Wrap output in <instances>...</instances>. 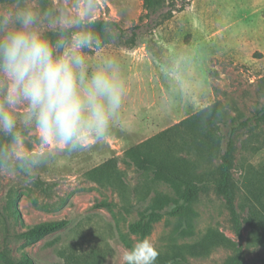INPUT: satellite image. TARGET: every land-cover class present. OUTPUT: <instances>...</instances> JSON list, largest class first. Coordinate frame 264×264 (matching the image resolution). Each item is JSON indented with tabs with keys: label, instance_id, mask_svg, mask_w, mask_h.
<instances>
[{
	"label": "rangeland",
	"instance_id": "obj_1",
	"mask_svg": "<svg viewBox=\"0 0 264 264\" xmlns=\"http://www.w3.org/2000/svg\"><path fill=\"white\" fill-rule=\"evenodd\" d=\"M31 2L60 10L70 9L74 0ZM95 20L114 23L111 42L87 55L90 65L106 56L120 62L127 82L121 120L105 142L74 153L53 148L30 183L0 175V250L7 247L15 257L27 254L34 264H122L123 250L145 237L163 249L196 241L217 228L229 241L187 264H264V247L251 224L255 202L249 186L264 167V0H160L152 8L144 0H97ZM219 99L225 110L223 144L200 174L221 178L220 165L228 153L233 204L209 185L188 214L167 213L148 234H130V224L139 219L143 176L123 161L125 152ZM26 143L29 149L36 147L37 134L28 135ZM112 157L120 159L133 206L85 177ZM37 180L49 190H42ZM157 187L180 198L170 183ZM104 199L114 204L96 207ZM64 218L70 220L65 229L38 242L17 235L23 222Z\"/></svg>",
	"mask_w": 264,
	"mask_h": 264
},
{
	"label": "clouds",
	"instance_id": "obj_2",
	"mask_svg": "<svg viewBox=\"0 0 264 264\" xmlns=\"http://www.w3.org/2000/svg\"><path fill=\"white\" fill-rule=\"evenodd\" d=\"M96 5L74 0L70 9L56 10L0 0V136L8 138L0 143V175L30 183L53 148L74 153L105 142L121 120L127 82L120 62L106 56L90 65L87 55L103 47L90 27ZM32 132L39 143L29 149ZM159 255L145 237L121 260L156 264Z\"/></svg>",
	"mask_w": 264,
	"mask_h": 264
},
{
	"label": "trees",
	"instance_id": "obj_3",
	"mask_svg": "<svg viewBox=\"0 0 264 264\" xmlns=\"http://www.w3.org/2000/svg\"><path fill=\"white\" fill-rule=\"evenodd\" d=\"M159 2L160 0H144L146 8H152ZM113 26L114 23L111 21L95 20L90 27L101 37L103 44H108L111 42L109 29ZM49 35L53 39L57 38L56 33ZM224 114L222 101L216 100L125 152L123 161L128 166H134L143 176L138 190L139 219L130 224V234H148L153 223L164 218L167 213L188 214L190 204L199 197L202 190L208 189L209 185L224 193L227 200L233 204L232 161L228 153L220 165L223 173L221 178H209L200 174L202 168L212 162L214 153L220 150L223 144L221 121ZM7 140V137L0 136V143H6ZM119 161V157H112L88 170L85 177L118 193L125 201V206H133L128 197L129 185L125 179V172L119 167ZM161 182L172 184L176 191L180 192V198L172 199L163 193L157 187ZM36 183L42 190H49L44 181L37 180ZM249 186L255 202L251 213V224L258 242L264 247V167ZM113 204L112 201L104 199L98 202L96 207H111ZM69 223L70 220L66 218L31 224L23 222V228L17 235L27 243H34L49 234L65 229ZM227 241L229 239L223 232L217 228H210L196 241L173 242L163 249L157 248L160 255L156 264H187L190 258L209 257ZM0 260L4 264H34V260L27 254L15 257L7 247L0 250Z\"/></svg>",
	"mask_w": 264,
	"mask_h": 264
}]
</instances>
